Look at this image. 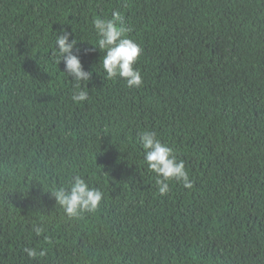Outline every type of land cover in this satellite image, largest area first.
<instances>
[{"label": "trees", "instance_id": "trees-1", "mask_svg": "<svg viewBox=\"0 0 264 264\" xmlns=\"http://www.w3.org/2000/svg\"><path fill=\"white\" fill-rule=\"evenodd\" d=\"M113 12L143 50L139 88L89 51ZM61 29L92 71L81 103ZM144 130L191 189L158 193ZM77 175L104 199L69 219L46 192ZM0 264H264V0H0Z\"/></svg>", "mask_w": 264, "mask_h": 264}, {"label": "clouds", "instance_id": "clouds-1", "mask_svg": "<svg viewBox=\"0 0 264 264\" xmlns=\"http://www.w3.org/2000/svg\"><path fill=\"white\" fill-rule=\"evenodd\" d=\"M119 20V12H113L111 19L93 20L98 39L89 51L98 48L103 53L102 67L107 79L120 78L129 88H139L143 79L135 65L143 50L136 41L126 35L127 29L118 24ZM70 37V32L61 29L56 38V49L52 54L58 57L59 63L63 61V72L77 82V90L71 99L74 103H81L88 99V92L79 88V83L89 82L92 79V71L85 70L80 57L74 54L73 49L78 41ZM138 141L148 169L156 174V185L161 196L171 190L169 182L173 180L182 183L185 188L193 187L184 161L178 159L174 149L159 139L154 131L139 132ZM46 193L55 199L69 219H79L85 213L95 214L104 199V193L100 189L90 187L79 175L72 178L68 187H54ZM33 230L37 235L43 231L39 226H35ZM23 251L32 259L47 255V249L44 248L37 250L25 247Z\"/></svg>", "mask_w": 264, "mask_h": 264}]
</instances>
